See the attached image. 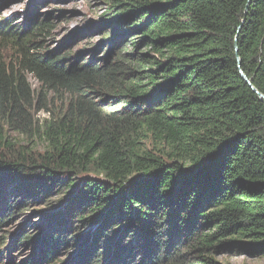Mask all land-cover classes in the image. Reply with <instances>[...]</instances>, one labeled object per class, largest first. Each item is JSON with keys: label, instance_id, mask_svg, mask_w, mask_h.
I'll return each instance as SVG.
<instances>
[{"label": "trees", "instance_id": "1", "mask_svg": "<svg viewBox=\"0 0 264 264\" xmlns=\"http://www.w3.org/2000/svg\"><path fill=\"white\" fill-rule=\"evenodd\" d=\"M105 1L122 35L79 66L38 40L54 10L35 9L23 29L0 21L15 54L0 52V193L71 194L52 216L77 230L51 231L43 259L92 215L88 246L65 264H223L226 246L264 255V100L241 73L264 94V0ZM139 33L133 46L160 58H114Z\"/></svg>", "mask_w": 264, "mask_h": 264}, {"label": "rangeland", "instance_id": "2", "mask_svg": "<svg viewBox=\"0 0 264 264\" xmlns=\"http://www.w3.org/2000/svg\"><path fill=\"white\" fill-rule=\"evenodd\" d=\"M37 4L38 6H36ZM35 9L41 19L46 18L50 10H54L52 16L55 28L50 32L43 33L44 36H39L38 40H43L46 50L62 51L73 65L79 66L83 63L87 64L92 59L98 60L100 56L104 55L101 54L103 48L109 45L107 42L110 40L109 37L117 36L116 39H118L122 35L119 33L122 27L115 26L111 21L108 22L112 15L108 14V4L105 0H0V21L8 20L12 25L20 24L22 27H26L30 24ZM106 28L107 30H105ZM140 36L141 33L130 36L127 42L117 44L113 48V53H119L121 50L120 54L125 51L134 56L148 53L149 56L160 58L157 53L151 52L144 45L137 48L133 46L132 42L139 39L137 37ZM98 45H101V51L92 52ZM0 47H3L0 52L8 60L14 59L15 54L10 43L1 42ZM118 53L114 55V58ZM30 79L31 83H36L31 76ZM97 98H100L99 101L104 102L105 106L110 105V98L104 95H99ZM16 137L19 139L18 141L22 140V137ZM13 191L14 189L9 187L5 193L4 191L0 193V219L6 220L10 216L6 222L0 224V236L6 234L7 241L6 245L1 247L0 252L4 253L8 249L6 257L0 253V264H33V262L34 264H65L73 262V257H79L81 249L88 246L81 242L89 231L92 232L95 229L93 226H88L95 215L88 218L86 224L78 225V232H84L78 239L58 245V249L53 250L54 255L50 259H43L47 251L52 252L49 246L50 242L47 243L51 231L55 235L60 233L61 236H71L77 230V227L75 228L77 223L75 220L72 221L71 217L66 216L63 221L64 225H70V228H67L61 224L60 219L52 216L56 211L63 209L71 194H57V191H54L47 197L40 196V199H36L33 198L34 196H26ZM50 220L53 221L50 222ZM70 220L74 223L70 224ZM19 233H22L19 244L16 247H11L13 237ZM29 235L33 239L25 243L24 241ZM127 236L124 240H127ZM105 243H110V241H105ZM44 245H48V248H45ZM98 250H103V248H98ZM87 254L92 261L97 259L93 250L88 251ZM215 258L223 264H264V255L259 252L254 253L243 246L239 248L226 246L225 249L218 252ZM134 259L130 262L131 264L135 263Z\"/></svg>", "mask_w": 264, "mask_h": 264}, {"label": "water", "instance_id": "3", "mask_svg": "<svg viewBox=\"0 0 264 264\" xmlns=\"http://www.w3.org/2000/svg\"><path fill=\"white\" fill-rule=\"evenodd\" d=\"M241 73H242V76H243V78H244V80L250 85V87L258 94V96L262 99V100H264V94H262V93H260L253 85H252V83H251V81H250V79H248V77L246 76V74H244L242 71H241Z\"/></svg>", "mask_w": 264, "mask_h": 264}, {"label": "clouds", "instance_id": "4", "mask_svg": "<svg viewBox=\"0 0 264 264\" xmlns=\"http://www.w3.org/2000/svg\"><path fill=\"white\" fill-rule=\"evenodd\" d=\"M17 25H20V24H17ZM21 28L23 29L24 27H22V25H21Z\"/></svg>", "mask_w": 264, "mask_h": 264}]
</instances>
